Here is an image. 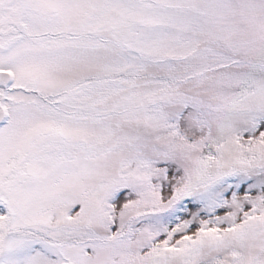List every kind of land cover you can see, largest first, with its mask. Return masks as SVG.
I'll use <instances>...</instances> for the list:
<instances>
[{"label":"snow or ice","instance_id":"1","mask_svg":"<svg viewBox=\"0 0 264 264\" xmlns=\"http://www.w3.org/2000/svg\"><path fill=\"white\" fill-rule=\"evenodd\" d=\"M0 264H264V0H0Z\"/></svg>","mask_w":264,"mask_h":264}]
</instances>
